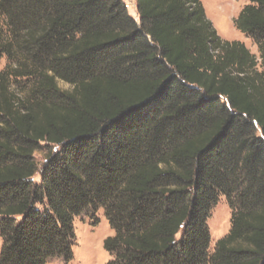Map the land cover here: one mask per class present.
<instances>
[{
	"label": "trees",
	"instance_id": "obj_1",
	"mask_svg": "<svg viewBox=\"0 0 264 264\" xmlns=\"http://www.w3.org/2000/svg\"><path fill=\"white\" fill-rule=\"evenodd\" d=\"M136 5L0 0V264L69 262L99 209L106 264H264V0L233 20L258 57L201 0Z\"/></svg>",
	"mask_w": 264,
	"mask_h": 264
},
{
	"label": "rangeland",
	"instance_id": "obj_2",
	"mask_svg": "<svg viewBox=\"0 0 264 264\" xmlns=\"http://www.w3.org/2000/svg\"><path fill=\"white\" fill-rule=\"evenodd\" d=\"M129 14L136 20H139L137 13L136 0H123ZM205 14L211 20L217 33L228 41H241L257 57L259 56L257 46L253 40L246 37L236 29L233 20L237 17L241 8L250 2V0H201ZM3 56L0 59V69L6 64ZM58 86L64 90L71 86L63 80H57ZM57 147L45 146L34 153V159L38 167H42L46 160V155ZM40 175L36 174L34 179L39 181ZM231 208L225 196H219L217 202L212 205L206 223L209 230L210 241L209 251L214 249L215 242L228 233L231 222ZM75 244L73 245V258L69 262H63L61 259H53L48 264H106L111 258L109 253L103 247V240L113 234V230L104 215L103 209L96 212H84L74 218ZM0 238V248H1Z\"/></svg>",
	"mask_w": 264,
	"mask_h": 264
}]
</instances>
